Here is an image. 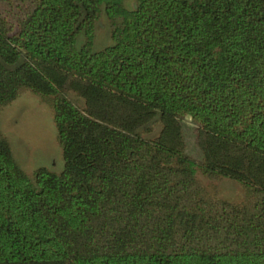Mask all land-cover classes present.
<instances>
[{
	"label": "trees",
	"instance_id": "1",
	"mask_svg": "<svg viewBox=\"0 0 264 264\" xmlns=\"http://www.w3.org/2000/svg\"><path fill=\"white\" fill-rule=\"evenodd\" d=\"M135 3L0 0V110L37 94L64 161L30 177L0 129V264H264V0Z\"/></svg>",
	"mask_w": 264,
	"mask_h": 264
},
{
	"label": "rangeland",
	"instance_id": "2",
	"mask_svg": "<svg viewBox=\"0 0 264 264\" xmlns=\"http://www.w3.org/2000/svg\"><path fill=\"white\" fill-rule=\"evenodd\" d=\"M128 7L135 6V0H124ZM83 34L76 37L78 47L83 43ZM112 43L109 20L102 9L94 23V39L91 50H98ZM152 133H156L159 123L152 120ZM186 152L199 159L201 151L196 143L195 124L189 115L181 120ZM0 129L6 135L12 155L20 168L30 177L34 169L45 166L59 171L63 167L62 150L50 106L41 101L37 94L24 91L10 104L0 110ZM197 177L203 185L216 195L230 200H240L244 196L242 185L233 179L209 178L201 173Z\"/></svg>",
	"mask_w": 264,
	"mask_h": 264
}]
</instances>
